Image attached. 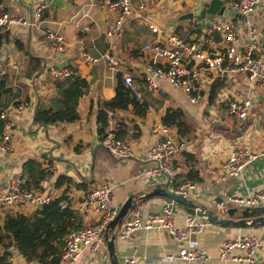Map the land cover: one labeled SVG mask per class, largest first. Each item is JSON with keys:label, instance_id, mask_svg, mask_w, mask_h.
<instances>
[{"label": "crops", "instance_id": "0c3cea01", "mask_svg": "<svg viewBox=\"0 0 264 264\" xmlns=\"http://www.w3.org/2000/svg\"><path fill=\"white\" fill-rule=\"evenodd\" d=\"M40 1L50 0H0V9L8 11L18 19L28 20ZM51 1L52 5L45 13L40 30L15 23L0 47V69L4 71L3 77L11 90L3 97L4 109L9 110L15 123L11 150L8 153L0 152V193L7 190L12 175L24 173L27 160L35 159L51 171L45 178L49 182L48 187L36 190L49 196L51 200L62 195L67 196L65 202L74 210L79 227L93 225L99 221L100 215L93 208L87 207L84 201L99 185L106 183L112 187L111 198L120 209L130 196L148 190L156 183L166 182L164 174L148 173L153 166L148 150L159 136L154 132V127L163 125V116L170 108H182L193 126L192 134L185 139L187 148L171 161L176 180L183 181L188 175L199 176L200 180L190 191L189 197L230 217L227 209H242L228 202L230 197H248L264 189V82L251 80L246 75H211L207 79L206 87L209 95L196 104L191 103L182 91L164 81L161 82L162 92L152 93L137 78L140 87L145 90L143 98L138 100L148 104L145 116L136 114L132 105L128 109L115 110L114 116L117 128L120 124L123 125L125 134L122 137L131 143L134 156L114 157L102 145V135L98 132V112L104 102L116 95L118 78L110 76L104 60L94 66L85 64L81 57L83 48L90 47L94 42L97 45L95 52H111L121 56L124 71L138 75L142 64L141 48L154 38L146 19L153 18L160 25L179 30L189 20L181 17L197 5L199 0H159L158 3L153 0H133L134 13L145 19L127 22L122 33L115 37L107 35L108 23L113 15L104 9L105 0H64L65 7ZM223 1L227 6L228 2ZM90 4L96 24H93L91 31L86 32L76 28L71 19ZM230 16L241 27L243 38L246 37L248 29L247 20L259 28L264 54V0H260L255 12L248 17L232 10ZM46 28H52L64 35L70 44L66 53L45 43ZM61 55L64 56L60 57ZM33 57H38L40 62ZM56 63L66 66L73 64L88 83L79 101V119L45 126L34 120L41 105L51 103L56 109L62 107L63 88L44 71L45 66ZM120 73L123 75V72ZM218 77H224L225 83L211 102L210 89ZM226 94L237 98L250 96L252 105L245 118L223 117L219 114L218 101ZM24 101L29 103L24 111L20 114L13 112V105ZM172 131L178 134L175 127ZM243 147L259 153V156L239 175H226L224 163L230 153L235 148ZM62 176L72 182L63 181L58 185L57 182ZM165 200L153 198L141 201L127 217L133 211H137L141 217L160 214ZM221 202H225L226 206L221 207ZM40 207L41 205L32 203L0 205V223L9 213L32 215ZM237 214L239 213L230 218L237 219ZM188 216L184 209L177 206L172 221L177 228L185 230ZM202 221L205 227L194 235V239L209 254L210 259L207 262L168 259V255L178 253L184 242L173 237L165 228L139 230L124 238L116 235L115 250L118 260L120 264H124L126 257L134 256L137 264H244L239 260H222L220 247L229 238L255 235L261 241L258 258L264 264V226L237 228L218 225L205 219ZM234 253L240 255L243 251L237 249ZM11 262L37 264L26 261L16 250H13ZM62 264H112V261L105 243L99 251L84 248L75 261L67 259Z\"/></svg>", "mask_w": 264, "mask_h": 264}, {"label": "built area", "instance_id": "2783aa9c", "mask_svg": "<svg viewBox=\"0 0 264 264\" xmlns=\"http://www.w3.org/2000/svg\"><path fill=\"white\" fill-rule=\"evenodd\" d=\"M153 2L158 3L159 0H153ZM259 2L260 0H230L228 1L229 6L226 7H230V11L234 13L248 17L255 12ZM51 5V0L40 1L31 19L28 20L18 19L8 11L0 9V29L8 32L13 24L20 23L40 30L45 13ZM103 5L107 13L113 15L108 23L107 35L109 37L120 35L127 22L133 19H145L134 13L133 0H105ZM90 6L91 4L88 8H82L71 19L76 28L86 32L91 31L93 24H96ZM146 20L154 38L143 44L141 48L142 64L138 75L124 71L121 56L111 52H95L97 45L94 42L90 47L83 48L81 55L83 62L94 66L104 60L112 78H117L118 74L123 72V84L137 99H142L145 91L139 85L140 80L145 85V89L152 93H161L163 90L161 82L164 81L171 87L182 91L193 104L199 103L209 95L206 87L207 79L211 75L241 74L248 76L251 80L264 82V54L261 48L263 42L259 28L250 24V21H246L248 29L246 37L243 38L239 24L230 14L226 13L216 15L213 20L207 17L202 20L189 19L179 30L160 25L153 18ZM44 40L48 46L59 52L66 53L70 49V44L64 35L52 28L44 30ZM44 71L57 81H66L72 76V69L69 66L49 65L45 66ZM3 74L4 71L0 69V77H3ZM28 104L26 101L16 103L12 110L20 114ZM218 105L221 116L243 119L248 115L252 100L249 95L237 98L226 94L218 101ZM114 116L115 110L108 109V123L102 136V145L114 157H133L134 150L131 143L117 134L118 129ZM1 119L4 122V131L0 135V152L8 153L11 150L15 123L8 109L2 111ZM172 128L164 124L154 127V132L159 136L148 150V156L153 163L148 173L150 175L164 174L171 190L189 196L190 191L198 183L188 181L180 187L174 185L175 173L171 161L176 155L185 151L188 144L184 138L174 134ZM258 154L248 147L233 149L224 163L226 175H239L245 167L257 159ZM1 168L0 160V175ZM25 177L24 173L10 177L7 190L0 193V205L13 206L20 203H32L42 206L51 200L49 196L41 194V191L25 189L23 187ZM48 185L47 179L41 182L43 189ZM111 189L112 187L105 183L88 194L84 204L93 208L100 215V219L93 225L73 230L68 234L63 250V260L75 261L84 248L99 251L105 246L108 224L119 212L118 205L111 198ZM228 202L242 208L264 206V189L248 197H230ZM67 206L68 204L63 201L62 208ZM177 206L174 201L165 200L160 214L146 217H141L137 211H133V214L126 217L117 228L116 234L124 238L139 230L165 228L173 237L184 242L178 253L168 255V259L194 263L207 262L210 259L209 254L201 249L194 239V235L204 229L205 223L189 215L186 229L177 228L172 221V215ZM220 206H226V203L221 202ZM260 247L261 241L255 235H239L224 241L220 247V257L222 260H239L244 264H263L258 258ZM237 249L242 250L243 253L236 255L234 252ZM11 260L12 256L8 259L9 264H12ZM124 264H137V258L126 257Z\"/></svg>", "mask_w": 264, "mask_h": 264}, {"label": "trees", "instance_id": "16d2710c", "mask_svg": "<svg viewBox=\"0 0 264 264\" xmlns=\"http://www.w3.org/2000/svg\"><path fill=\"white\" fill-rule=\"evenodd\" d=\"M230 1V0H225ZM7 32L0 29V47ZM40 62L38 57H33ZM72 76L66 81H57L58 86L63 88L62 107L56 109L51 103L41 105L35 115V122L41 125H51L58 122H74L79 119V101L87 87V79L82 77L73 64ZM116 95L103 103L98 112V132L102 136L108 123V109H128L134 106L136 114L143 117L148 110V104L141 102L123 84V75L117 76ZM225 78L218 77L210 89V101L213 102L219 90L224 86ZM11 90L7 86L4 77H0V135L4 131V122L1 113L5 106L3 97ZM163 124L177 129L181 138L187 139L193 132L190 118L182 108H170L163 116ZM117 134L122 137L125 132L123 125L117 128ZM50 170L45 168L41 162L29 159L24 164L26 175L23 187L27 190H36L41 187V182L50 175ZM200 180L199 176L188 175L183 181L175 179V187H180L187 181ZM63 181L72 182L69 178L62 176L57 182L60 185ZM184 182V183H183ZM67 196L52 199L44 203L34 214L25 215L22 213L7 214L4 221L0 223V264H9L8 259L12 256L13 250L18 251L28 262L37 264H62L63 250L68 234L79 229L75 212L70 205L62 208V202Z\"/></svg>", "mask_w": 264, "mask_h": 264}, {"label": "water", "instance_id": "95a60500", "mask_svg": "<svg viewBox=\"0 0 264 264\" xmlns=\"http://www.w3.org/2000/svg\"><path fill=\"white\" fill-rule=\"evenodd\" d=\"M53 4L60 7H65L66 2L64 0H53ZM230 9L226 7L223 0H199L197 5L192 7L190 11L183 15L181 19H199L202 20L208 15H220L222 13L230 14ZM264 33V28L262 29ZM60 55V54H59ZM61 55L60 57H63ZM69 57V55H66ZM58 67H65L66 64L56 63ZM153 198H165L166 200L174 201L178 206L184 209L189 215H193L198 220H207L211 223H215L222 226L231 227H247V226H264V206L260 207H244L240 210L238 208L227 209V215L234 217L236 213L237 219L227 217L218 210L209 208L203 205L199 201L192 197L179 194L170 189L169 184L156 183L149 187L148 190L140 191L139 193L130 196L127 201L119 209L116 217L108 224L107 233L105 235L107 248L110 253L112 264H120L116 250H115V239L116 232H113L111 237L109 234L118 228L123 220L127 217L132 209H134L139 202L153 199Z\"/></svg>", "mask_w": 264, "mask_h": 264}, {"label": "rangeland", "instance_id": "374dc122", "mask_svg": "<svg viewBox=\"0 0 264 264\" xmlns=\"http://www.w3.org/2000/svg\"><path fill=\"white\" fill-rule=\"evenodd\" d=\"M216 15H209L208 19L209 20H213L215 18Z\"/></svg>", "mask_w": 264, "mask_h": 264}]
</instances>
